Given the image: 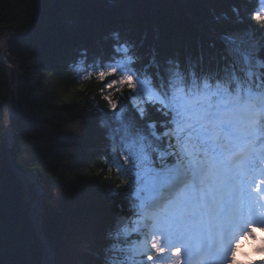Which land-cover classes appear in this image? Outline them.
Returning a JSON list of instances; mask_svg holds the SVG:
<instances>
[{"label": "snow or ice", "instance_id": "1", "mask_svg": "<svg viewBox=\"0 0 264 264\" xmlns=\"http://www.w3.org/2000/svg\"><path fill=\"white\" fill-rule=\"evenodd\" d=\"M248 2L231 0V18L213 17L232 25L220 37L215 67L202 53L160 55L159 33L148 46L135 16L104 30L103 22L90 24L79 34L95 51L81 49L72 67L78 80L103 85L106 107L97 112L109 141L108 171L115 167L124 189L112 190L122 201L99 240L83 249L81 264L249 258L245 247L258 228L264 233V0L246 9ZM7 149L6 142L0 158ZM254 250L264 264V241Z\"/></svg>", "mask_w": 264, "mask_h": 264}, {"label": "trees", "instance_id": "2", "mask_svg": "<svg viewBox=\"0 0 264 264\" xmlns=\"http://www.w3.org/2000/svg\"><path fill=\"white\" fill-rule=\"evenodd\" d=\"M97 4L98 0H0V40L5 33L27 36L14 40L6 55L24 83L17 92L22 115L13 121L10 147L0 158L3 264H42L43 258L29 219L37 193L14 169L34 172L43 188L42 230L55 251L56 264L65 260L81 264L83 249L99 240L116 203L122 201L112 190L123 192V177L114 166L108 171L109 141L99 126L102 117L97 106L106 107L100 93L103 85L95 78L78 80L70 67L72 59L62 57L70 45L60 46L67 31L79 35L94 20L102 21L99 13L107 6ZM127 4L148 33V46L156 34L147 29L157 23L160 55L202 53L210 66L223 52L221 35L232 28L228 21L218 24L213 19L224 13L231 18L230 11H200L203 0H127ZM167 25L178 31L168 30ZM54 29L63 35H55ZM12 81L0 53V148L8 144L6 114L12 104Z\"/></svg>", "mask_w": 264, "mask_h": 264}, {"label": "bare ground", "instance_id": "3", "mask_svg": "<svg viewBox=\"0 0 264 264\" xmlns=\"http://www.w3.org/2000/svg\"><path fill=\"white\" fill-rule=\"evenodd\" d=\"M213 2H214V3H217L216 0H213ZM99 4H100V2H99ZM99 4H97V5H99ZM128 7H130V6H127L126 8H128ZM102 11H103V10H102ZM101 13H103V12H101ZM116 13L119 14L120 11H116ZM105 17H106V16H105ZM156 18H158V17H156ZM116 21H117V20H116ZM116 21H115V22H116ZM147 22H149V20H148ZM152 22H153V21H152ZM149 23L151 24V22H149ZM155 24H157V23H155ZM155 24H154V22H153V24H151V25H153V26H149L148 29H147V31L151 29L150 31H153V32L156 34L157 31H156V29H155ZM172 24L175 26V25H178L179 22L176 23V22L172 21ZM117 26H118V24L116 23V26H115V27H117ZM179 26H180V25H179ZM167 29H168V30L172 29V31H174V32H177V31H178V29H176V28L173 29V27H171V25H167ZM12 42H13V41H11V44H12ZM87 46H88L87 44H83V45H80V46L77 45V47L79 48V50L77 51V53L74 55V58H73L72 61L70 62V67H71L73 73H75V71H74V69H73V67H72L73 61H74L75 59L78 58V53H79V51H80L81 49L87 47ZM149 46H150V45H149ZM9 49H10V39L7 40V41L3 44V53L5 52V54H6L7 51H9ZM88 49H89V54H91V53L93 52V50H91L90 47H88ZM147 51H148V50H147ZM147 51H146V54H147ZM5 54H4V56H5ZM7 64H8V65H12L8 60H7ZM7 67H8V74H9L11 77L17 76L16 72H15L10 66H7ZM75 74H76V73H75ZM15 112H16V106H12V107L10 108V110H9V111L7 112V114H6V122H7V123H9V122L12 120V118H14ZM40 212H41L40 209H39V210H35L34 212H31V214H30V218H29V219L31 220V223L33 224V227H34V229H35V232L37 233L38 236H41V237H42V239L44 240V243H43V244L46 245L45 248L42 247V248H43V258H42V262H43L44 264H51V259L55 257V255H54V254H55V251L51 248V246L49 245V243H48V241H47V239H46V237H45V235H44V233H43V230H42V219H43V218H42ZM39 231H41V233H38ZM96 231L99 232L100 229L98 228ZM101 235H102V233H101Z\"/></svg>", "mask_w": 264, "mask_h": 264}, {"label": "rangeland", "instance_id": "4", "mask_svg": "<svg viewBox=\"0 0 264 264\" xmlns=\"http://www.w3.org/2000/svg\"><path fill=\"white\" fill-rule=\"evenodd\" d=\"M102 1H104V0H102ZM106 1V3L107 2H114V0H105ZM117 1V2H116ZM114 3H118L119 5H126V7L127 6H130V4H127V0H115V2ZM93 24L94 25H96V23H95V20L93 21ZM70 28L72 27V26H69ZM70 28H67V29H70ZM103 28H109L107 25L105 26V24H103ZM64 29V28H63ZM63 31H66V30H63ZM62 31V32H63ZM53 33L55 34V35H57V34H61V35H63L61 32H60V29H58L57 31H56V29H54L53 30ZM99 33V32H98ZM97 33V34H98ZM78 36L79 35H75V33H69L68 31H67V33H65L60 39H61V45L60 46H63V48H64V45H65V43H66V47H65V49H67V46L68 45H70V48H68L67 50H66V52L67 53H64V54H62V55H64V56H62L63 58L65 57V59H69V58H71L78 50H79V48L77 47V45L78 46H80V45H83L84 43H83V40H81V39H79L78 38ZM25 38H27V36H25ZM97 39V38H96ZM97 41H99V38L97 39ZM86 44H88V43H86ZM88 47H90V49L93 47L92 45H90V44H88ZM57 60H59V58H57L56 59V62H57ZM15 120H16V118H15ZM11 134V127L9 128V131H7V129H6V138H7V140H8V147H10L9 146V143H10V138H9V135ZM9 159L11 160V156H10V152H9ZM15 172H16V174L19 176L20 175V173H19V171H16L15 170ZM32 185V184H31ZM32 203H35V202H32ZM38 238H39V241L41 242V244H42V247H44L45 248V244H43L44 243V240L42 239V237L41 236H38ZM62 259H60V261H61ZM64 263L65 264H68V262L65 260L64 261ZM42 264H44L43 262H42ZM54 264H56V261H55V263Z\"/></svg>", "mask_w": 264, "mask_h": 264}, {"label": "water", "instance_id": "5", "mask_svg": "<svg viewBox=\"0 0 264 264\" xmlns=\"http://www.w3.org/2000/svg\"><path fill=\"white\" fill-rule=\"evenodd\" d=\"M15 38H25V37L22 36V35H19V34H6L3 37V41L5 42V41H7V39H15ZM1 53H2V56H4L3 51ZM14 70L18 73V80L16 81L15 86L12 88V92H13V103L17 105L16 106L17 107V111H16V114H15V118H18L21 115V109H20V106H19V103H18V99H17V95L15 94V92L23 84V76L18 71V69H14ZM10 126H11V123L8 125L7 129H9ZM20 172L23 175H25V177H27V179L29 181H31L32 183H34L35 185H37L41 189L40 196H39V198L37 200V203L35 205V208H34V210H36L41 205V203H42L41 195L43 193V189H42L41 185L39 184V182L37 180V177H36V175L34 173L28 172L26 170H20ZM38 233H41V231H39Z\"/></svg>", "mask_w": 264, "mask_h": 264}]
</instances>
